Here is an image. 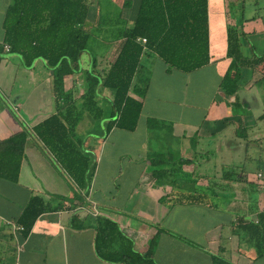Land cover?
Masks as SVG:
<instances>
[{"label":"crops","instance_id":"obj_1","mask_svg":"<svg viewBox=\"0 0 264 264\" xmlns=\"http://www.w3.org/2000/svg\"><path fill=\"white\" fill-rule=\"evenodd\" d=\"M84 1L90 35L79 55L82 72L94 52L101 54L97 69L113 60L139 3ZM9 3L0 0V44ZM263 5L207 0L209 58L196 70H167L144 55L145 93L132 131L113 127L104 134L110 91L99 90L101 114L91 116L82 108L84 74L66 76L64 91L80 113L72 140L89 155L90 178L80 187L32 130L57 109L51 70L43 60L26 68L17 54L0 52V140L26 133L16 180L0 177V264H264L261 71L240 68L234 94L220 88L235 69L226 55L229 30L241 56L264 54ZM33 196L48 209L22 235L17 219ZM98 217L115 225L112 259L95 250ZM260 218L259 230L247 228Z\"/></svg>","mask_w":264,"mask_h":264},{"label":"trees","instance_id":"obj_2","mask_svg":"<svg viewBox=\"0 0 264 264\" xmlns=\"http://www.w3.org/2000/svg\"><path fill=\"white\" fill-rule=\"evenodd\" d=\"M206 7L207 0H139L132 25L121 31L113 60L106 68L97 69L101 54L94 52L90 68L82 72L79 55L88 51L90 35L84 27L85 1L10 0L2 19L0 52L6 46L5 51L17 54L23 67L28 68L34 60L40 59L51 70L57 109L35 124L32 130L79 187L87 184L90 178L89 155L72 140L73 127L80 113L75 109L71 95L64 91V78L80 72L84 74L82 108L97 118L101 112L95 106L94 98L100 89L110 91L111 111L104 134L113 127L132 131L145 93V84L139 77L144 55L151 53L165 63L167 70L175 69L183 73L196 70L208 62ZM140 38L145 41L141 42ZM226 55L235 67L232 74L226 72L220 80V88L226 95L236 92L240 68L243 67L261 71L260 80L264 84V54L252 58L241 56L233 30L228 31ZM25 137V131L21 130L0 140V177L16 180ZM46 209L38 196L28 200L17 219L22 235ZM260 223L261 218L256 224H248L247 228L252 232L259 230ZM94 227L95 250L101 257L112 259L117 253L112 250L115 225L98 217ZM152 243L153 240L150 247Z\"/></svg>","mask_w":264,"mask_h":264},{"label":"built area","instance_id":"obj_3","mask_svg":"<svg viewBox=\"0 0 264 264\" xmlns=\"http://www.w3.org/2000/svg\"><path fill=\"white\" fill-rule=\"evenodd\" d=\"M140 41H141V42H144V41H145V39H144V38H140ZM4 49H5V50H7V47L5 46V47H4ZM18 228H19V229H21V227H20V226H18Z\"/></svg>","mask_w":264,"mask_h":264},{"label":"rangeland","instance_id":"obj_4","mask_svg":"<svg viewBox=\"0 0 264 264\" xmlns=\"http://www.w3.org/2000/svg\"><path fill=\"white\" fill-rule=\"evenodd\" d=\"M262 9L264 8V5H263V7H261ZM233 12V11H232ZM235 12V11H234ZM240 12V11H239ZM239 16V15H238ZM100 45V44H99ZM99 49L100 50H103L104 48H101V47H99ZM190 86H192V85H190Z\"/></svg>","mask_w":264,"mask_h":264}]
</instances>
